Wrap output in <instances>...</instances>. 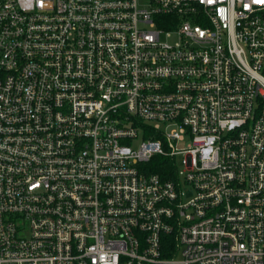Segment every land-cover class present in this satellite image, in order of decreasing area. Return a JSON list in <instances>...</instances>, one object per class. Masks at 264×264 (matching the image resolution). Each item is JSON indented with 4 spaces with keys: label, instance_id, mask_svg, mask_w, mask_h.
Instances as JSON below:
<instances>
[{
    "label": "built area",
    "instance_id": "2783aa9c",
    "mask_svg": "<svg viewBox=\"0 0 264 264\" xmlns=\"http://www.w3.org/2000/svg\"><path fill=\"white\" fill-rule=\"evenodd\" d=\"M0 264H264V0H0Z\"/></svg>",
    "mask_w": 264,
    "mask_h": 264
},
{
    "label": "trees",
    "instance_id": "16d2710c",
    "mask_svg": "<svg viewBox=\"0 0 264 264\" xmlns=\"http://www.w3.org/2000/svg\"><path fill=\"white\" fill-rule=\"evenodd\" d=\"M148 166L151 173L158 174L165 180L176 178V165L169 158L155 156Z\"/></svg>",
    "mask_w": 264,
    "mask_h": 264
},
{
    "label": "rangeland",
    "instance_id": "374dc122",
    "mask_svg": "<svg viewBox=\"0 0 264 264\" xmlns=\"http://www.w3.org/2000/svg\"><path fill=\"white\" fill-rule=\"evenodd\" d=\"M162 39L164 41H168L170 43H176L179 41L178 35L176 33L174 35H172L170 38L163 35ZM191 140H192L191 136L188 135L186 138L185 144L180 145V147L187 146L189 143H191ZM141 141H142V139H140L137 143H135L134 147H138V145L140 144ZM183 160H184L183 155H178L177 157H175L174 163L176 165L177 171H181L184 169ZM182 187H184V189L186 190L187 197H190L193 195V190L188 184H184Z\"/></svg>",
    "mask_w": 264,
    "mask_h": 264
}]
</instances>
